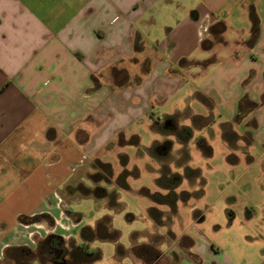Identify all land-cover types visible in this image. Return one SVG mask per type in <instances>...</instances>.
Masks as SVG:
<instances>
[{
  "label": "crops",
  "instance_id": "1",
  "mask_svg": "<svg viewBox=\"0 0 264 264\" xmlns=\"http://www.w3.org/2000/svg\"><path fill=\"white\" fill-rule=\"evenodd\" d=\"M194 94L264 156V0H0V260L79 233L61 193L95 151L154 109L203 118Z\"/></svg>",
  "mask_w": 264,
  "mask_h": 264
},
{
  "label": "rangeland",
  "instance_id": "2",
  "mask_svg": "<svg viewBox=\"0 0 264 264\" xmlns=\"http://www.w3.org/2000/svg\"><path fill=\"white\" fill-rule=\"evenodd\" d=\"M195 94L196 102L188 104L206 116L198 119L186 108L192 119L182 115L174 124L166 119L158 122L162 111L154 109L146 119L149 122L133 123L95 151L94 157L108 164L110 176L98 166L85 164L82 187L61 193L63 207L68 206L69 214L83 226L96 228L105 220L108 233L115 235L112 239L95 237L84 244L99 255L88 264L263 263L264 156L258 146L248 144V132L243 134L245 142L223 139L221 132L236 133L232 124L221 127L218 113L210 112ZM177 125L188 126L190 133L176 131ZM200 140L210 145L211 153L205 152V145L199 146ZM164 141L169 147L162 146ZM155 144L160 148L153 150ZM163 166L181 175L180 183L171 188L175 197L170 205L152 197L168 192L163 188L169 183L162 177ZM187 167L198 169V175H186ZM85 189L87 195L81 192ZM189 237L212 250L205 254L203 249L196 258ZM63 240L66 245L69 241L83 244L79 233ZM54 254L47 257L52 263L63 261V256ZM26 259L20 254L16 264H27ZM0 264L13 262L4 257Z\"/></svg>",
  "mask_w": 264,
  "mask_h": 264
},
{
  "label": "trees",
  "instance_id": "3",
  "mask_svg": "<svg viewBox=\"0 0 264 264\" xmlns=\"http://www.w3.org/2000/svg\"><path fill=\"white\" fill-rule=\"evenodd\" d=\"M253 31H255V26L253 27ZM254 35L255 33L253 34V36ZM240 114H241V104L239 107L238 115L236 116L237 119L240 118ZM183 132L190 133V130L184 128ZM231 134L224 133L223 135L224 139L230 142L235 135L234 133ZM167 143L168 142H164L162 146L164 147L165 145L166 147H169ZM157 148H160V146L158 144H155L153 146V150H156ZM156 156L158 155L156 154ZM95 165L96 167L98 166L97 168L103 169L105 174L110 176V170L108 164L102 163L100 160H95ZM196 172L197 171L195 169H189L188 167L185 169L186 175H189L190 173L196 174ZM163 176L164 178H167V181L169 182L168 184H165V186H163V188L168 191L167 194L165 195L158 194V196L155 197L154 195L152 197H154L157 203H165V204L167 203L168 205H170L175 197L173 189L171 188H174L176 185L180 183L181 175L176 172H171L169 169H167V167L163 166L162 177ZM159 184L163 185L161 184V182ZM81 192L83 195L88 194V190L86 189L81 190ZM79 234L83 241V244L80 245L78 244L76 245L72 241H69L66 245L64 244L63 242L64 240L62 238L56 235H49L42 241H39L35 249H31L26 246L12 247L6 251L4 257L12 261L13 264H16L19 261L20 254L24 255L25 258H27L26 259L27 264H32V262L35 260L38 261V264H45L46 262L54 264L52 263L53 261H51V258H47V257H50L52 253H55L54 257L60 258L63 256V261H60V263L58 264H88L98 259L99 255L97 253H94L86 249L84 244L95 237L100 239H109V238L112 239L115 237L113 233L112 234L108 233V222L105 220L100 221L97 224L96 228L83 226L80 229Z\"/></svg>",
  "mask_w": 264,
  "mask_h": 264
}]
</instances>
